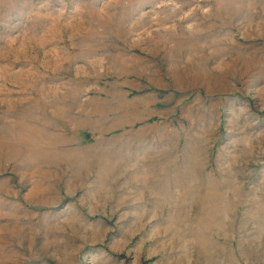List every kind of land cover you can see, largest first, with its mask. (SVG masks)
Here are the masks:
<instances>
[{
  "label": "rangeland",
  "instance_id": "rangeland-1",
  "mask_svg": "<svg viewBox=\"0 0 264 264\" xmlns=\"http://www.w3.org/2000/svg\"><path fill=\"white\" fill-rule=\"evenodd\" d=\"M0 264H264V0H0Z\"/></svg>",
  "mask_w": 264,
  "mask_h": 264
}]
</instances>
